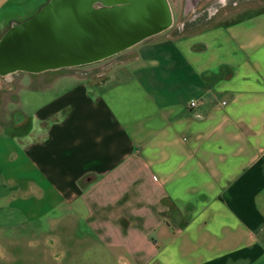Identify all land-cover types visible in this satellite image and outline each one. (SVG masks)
I'll return each instance as SVG.
<instances>
[{
  "label": "crops",
  "instance_id": "0c3cea01",
  "mask_svg": "<svg viewBox=\"0 0 264 264\" xmlns=\"http://www.w3.org/2000/svg\"><path fill=\"white\" fill-rule=\"evenodd\" d=\"M173 28L94 75L24 72L63 79L0 128L12 264H264V3Z\"/></svg>",
  "mask_w": 264,
  "mask_h": 264
},
{
  "label": "water",
  "instance_id": "95a60500",
  "mask_svg": "<svg viewBox=\"0 0 264 264\" xmlns=\"http://www.w3.org/2000/svg\"><path fill=\"white\" fill-rule=\"evenodd\" d=\"M50 0L0 38V75L102 60L169 26L167 0Z\"/></svg>",
  "mask_w": 264,
  "mask_h": 264
},
{
  "label": "rangeland",
  "instance_id": "374dc122",
  "mask_svg": "<svg viewBox=\"0 0 264 264\" xmlns=\"http://www.w3.org/2000/svg\"><path fill=\"white\" fill-rule=\"evenodd\" d=\"M50 0H0V38L4 32L15 24H20L34 15L44 4ZM114 0H95L94 6L105 5ZM170 8L171 23L174 28L172 32L186 33L193 26L196 29L221 23L236 17L237 13L256 7V1L264 0H167ZM157 38V37H155ZM137 45L134 48H138ZM125 53H119L113 57L102 59L93 64H85L80 67L62 68L63 71L84 70L87 74L94 75L105 70L111 64L118 61ZM33 83L30 88L28 79L29 73L13 72L0 75V128H12L14 123L19 126H27V117H21L20 112L28 114L36 106L40 105L46 98L58 92L63 77H57L50 84L52 77L41 76ZM41 85L44 88L37 87ZM50 84V85H48ZM48 85V86H46ZM29 87V88H28ZM7 132L10 130H6ZM1 132V131H0ZM55 242V241H54ZM44 244L43 242H38ZM59 248V247H58ZM14 249L13 241L3 242L0 237V264H12L13 260L18 259V253L12 252ZM40 254H38L39 256ZM53 260H66L59 250H53ZM77 259V255L69 254V258ZM107 258V254H94L93 252L81 253L79 259L99 260ZM43 258V254H42Z\"/></svg>",
  "mask_w": 264,
  "mask_h": 264
},
{
  "label": "built area",
  "instance_id": "2783aa9c",
  "mask_svg": "<svg viewBox=\"0 0 264 264\" xmlns=\"http://www.w3.org/2000/svg\"><path fill=\"white\" fill-rule=\"evenodd\" d=\"M196 103H195V101H191L190 103H189V106H194Z\"/></svg>",
  "mask_w": 264,
  "mask_h": 264
}]
</instances>
